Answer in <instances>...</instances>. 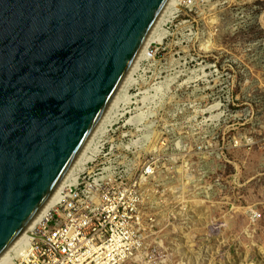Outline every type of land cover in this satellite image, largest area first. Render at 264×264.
I'll return each mask as SVG.
<instances>
[{
	"label": "rangeland",
	"instance_id": "374dc122",
	"mask_svg": "<svg viewBox=\"0 0 264 264\" xmlns=\"http://www.w3.org/2000/svg\"><path fill=\"white\" fill-rule=\"evenodd\" d=\"M179 1L171 21L161 27L165 38L152 44L151 57L138 65L134 84L124 91L130 105L118 104L93 144L105 154L117 148L108 158L123 173L129 166L140 171L157 158L158 178H166L172 174L174 146L182 143L190 158L187 166L192 164L206 182L220 180L221 198H229L228 192L233 196L235 213L220 204L223 212L210 214L199 209L207 198L186 188L181 204L192 200L188 211L220 228L184 230L175 223L168 226L174 194L167 187L154 200L155 217L165 219L159 215L148 230L141 249L145 264H264V148L232 151L228 140L231 113L238 117L239 133L264 122V0ZM215 107L216 114L208 111ZM213 115H221L215 132Z\"/></svg>",
	"mask_w": 264,
	"mask_h": 264
},
{
	"label": "water",
	"instance_id": "95a60500",
	"mask_svg": "<svg viewBox=\"0 0 264 264\" xmlns=\"http://www.w3.org/2000/svg\"><path fill=\"white\" fill-rule=\"evenodd\" d=\"M169 0H0V259L46 210Z\"/></svg>",
	"mask_w": 264,
	"mask_h": 264
},
{
	"label": "built area",
	"instance_id": "2783aa9c",
	"mask_svg": "<svg viewBox=\"0 0 264 264\" xmlns=\"http://www.w3.org/2000/svg\"><path fill=\"white\" fill-rule=\"evenodd\" d=\"M208 111L214 114L219 112L218 109L215 112L210 109ZM220 117H210L212 122L217 121V124L212 126V132L220 130ZM236 121L237 115L231 113L232 125L228 140L232 151L253 149L257 146L264 148V122L259 123L257 128L254 124L249 128L250 131L243 134L236 129ZM174 147L176 155L169 161L172 174L167 177V182L160 181L157 184H154L157 180H153L158 178L157 158L145 162L140 171L129 166L126 167L127 172L123 173L118 171L111 158H108L117 148L111 147L109 154H105L103 148L96 161L86 166L74 181L69 182L60 195V201L51 209L47 218L36 227L28 240L22 242L15 252H11L3 264H124L138 248L142 235L148 233V230L151 231L141 226L144 224V227H155V223L160 221L159 215L165 217L159 214L157 218L151 219L150 215H146L148 224L146 225V220L143 223L140 218L141 198L146 196L150 185L154 184L152 189L161 193L167 187H172L170 182L175 183L177 178H181L184 185L174 186L172 218L168 226L172 227V223H175L173 225L184 230L204 229L208 225L220 228L216 222H210L209 219L205 221L206 217L202 219L203 215L195 216L193 211H188L185 207L193 201L188 199L189 204H181L179 200L183 193L178 189L186 186L190 191L206 197L208 204L205 208L200 206L199 209H204L210 214L223 212L220 204L229 209V213H235L233 196L228 192L229 198H221L218 189H223V185L220 180L211 178L206 182L205 175L194 173L192 164L187 166L190 158L186 147L183 148L182 143ZM199 150L202 151L201 148ZM101 157L105 158L103 163ZM142 180L148 181L149 184L143 186ZM195 182L198 184L196 188ZM152 208L156 210L157 206ZM196 221L198 222L195 223ZM168 254L170 255L169 252L164 253L161 257Z\"/></svg>",
	"mask_w": 264,
	"mask_h": 264
},
{
	"label": "bare ground",
	"instance_id": "6f19581e",
	"mask_svg": "<svg viewBox=\"0 0 264 264\" xmlns=\"http://www.w3.org/2000/svg\"><path fill=\"white\" fill-rule=\"evenodd\" d=\"M180 1L179 0H169L168 3L166 4L163 13L161 15V17L159 18L157 24H155V27L152 31V33L150 34L148 41L146 42L145 46L143 47L142 51L140 52L138 58L136 59L131 71L129 72L125 82L123 83L120 91L118 92L114 102L112 103L111 107L109 108L108 112L106 113L104 119L102 120L101 124L99 125L98 129L96 130V132L94 133V135L92 136V138L89 140V142L87 143V145L85 146V148L82 150V152L80 153V155L77 157V159L75 160V162L73 163V165L71 166L70 170L68 171V173L66 174V176L64 177L63 181L61 182V184L59 185V187L57 188L56 192L54 193L53 197L51 198L50 202L47 205L46 210L41 214V216L31 225V227L28 229V231L22 236V238L11 248V250L9 252H7L1 259H0V264L5 263V261L7 260V258L10 256L11 252H15L17 250V248L19 247V245L22 242H25L26 240H28L30 238V236L32 235V233L34 232V230L36 229V227H38L48 216L49 212L51 211L52 208H54L58 202L60 201V195L62 193V191L66 188V186L69 185V182L74 181L77 176L84 171V169L86 168V166H89L91 163H94L98 157V155L101 152V148L102 146H100V149L98 150V147L95 145V143L93 144L95 138L97 135H99L102 131L103 125L105 124V122L111 120L112 118V113L116 111L118 104L120 102L125 103V105L129 106L130 105V97L126 96L124 94V91L126 89V87H128L131 84H134L132 75L137 71L138 69V65L145 60L148 56L149 53V49L152 46V44L154 43H161L163 41V39L165 38L166 35V31L165 29H161L162 26L166 25V23H168L169 21H171V19L173 18V15L177 12V8L179 7ZM151 57V56H150ZM149 57V58H150ZM147 61V60H146ZM110 123V122H109ZM102 138V136L100 137V139ZM98 144L100 143L99 139L97 140ZM93 144V145H91ZM92 146H94V149L92 150ZM87 154L90 155V157L87 158ZM76 173V176H75ZM167 177H159V178H153L154 182H167ZM142 182L144 183L143 186H147L149 183L148 181L142 180ZM150 185L148 187V191H146V196L141 198V206H140V218L142 219L143 223L144 220H146V215L147 216H153L154 213V218H155V210H153V206H155V198L156 197H161L164 196V192H156L155 190L152 189V186L154 185ZM172 187H168L169 188V192L170 193H175L174 191V186L175 185H179V186H183L184 184L182 183L181 178L180 179H176L175 183L170 182ZM186 186L179 188L178 190H181L183 194H185L186 192L189 193V189L185 192L186 190ZM165 191V190H164ZM148 197V201L145 204V198ZM151 206V207H150ZM187 208V207H186ZM144 209L146 210V213H144ZM148 210V211H147ZM151 219H153V217H150ZM148 224V220H146V225ZM151 224V223H150ZM141 228L148 230L151 229L153 230L152 225L151 226H145L144 224L141 226ZM149 234L148 233H144L142 235V240L140 238V241L138 243V248L133 252L131 258L129 260H127L125 263L130 262V261H136V260H143L144 257L146 256L145 252L143 250H141L142 248H144L145 245V237ZM141 264H145L144 261H142Z\"/></svg>",
	"mask_w": 264,
	"mask_h": 264
}]
</instances>
